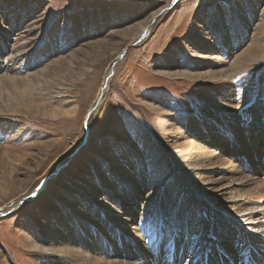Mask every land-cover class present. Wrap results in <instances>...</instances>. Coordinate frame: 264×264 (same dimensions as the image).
<instances>
[{"label": "rangeland", "instance_id": "obj_1", "mask_svg": "<svg viewBox=\"0 0 264 264\" xmlns=\"http://www.w3.org/2000/svg\"><path fill=\"white\" fill-rule=\"evenodd\" d=\"M19 43L31 63L23 74H40L33 83L42 92H19L0 69V264H63L50 250L60 224L69 234L94 225L88 218L103 216L107 200L108 208L150 213L152 193L175 179L211 201L189 216L197 204L190 196L175 224L164 214L145 217L178 233L174 255L183 253L184 223L195 220L190 233L213 244L227 238L240 264V215L256 239L245 262L264 253V218L239 214L253 200L264 213V192L255 193L264 190V174H255L264 173L256 118L264 101V0H0V57ZM112 65L102 101L87 116ZM230 83L236 108L224 106ZM257 153L261 166L236 186L239 177L227 168ZM129 217L124 230L144 222Z\"/></svg>", "mask_w": 264, "mask_h": 264}, {"label": "bare ground", "instance_id": "obj_2", "mask_svg": "<svg viewBox=\"0 0 264 264\" xmlns=\"http://www.w3.org/2000/svg\"><path fill=\"white\" fill-rule=\"evenodd\" d=\"M145 25H146V23H145ZM143 29L146 33L148 31L149 27H144ZM139 35H140V33H139ZM256 47H258V45H256ZM255 49H256V51H259V49H257V48H255ZM26 51L27 50L22 49V46L20 43H19V45L12 47L10 52H7V50H6V52H5L6 56L4 58L0 57V69H5V71H6L5 77H6L7 81H9L10 83H13L19 92L29 91L27 93H31L32 90L33 91L39 90V92L41 93L42 89H40L39 83L36 85H34V83H33L34 76L38 77L40 74L36 75L32 71L26 72V74H23L24 71H26V69L29 70V67L31 64L28 61L25 62L26 57L23 56V54ZM0 52L2 53V50H0ZM258 54H259V52H255V57ZM243 57H241L239 60H237V63L241 62L242 61L241 59ZM245 58H247V57H245ZM19 59H21V60H19ZM241 63L244 64L245 62L244 63L241 62ZM237 65H239V64H237ZM112 66L109 67L104 74V78H103V81H102L101 86H100V91H98V93H99L98 97H97V99L93 105V108L92 109L90 108V110H89L91 112L96 108V106H97L96 102H98L100 96L102 99V96H103L102 93L109 86V82L112 78L113 71H114ZM223 77L229 78L231 76L229 74H226V72H225V75H223ZM4 80H5V78H4ZM17 83H19V84H17ZM0 85H1V82H0ZM233 87H234V85L232 83H230V85L227 84V86L224 88L225 90L223 91L222 97L225 99V101H227L226 103H224V106L229 105V107L236 108V106L239 104H235L236 103L235 98H234L235 94L232 92ZM58 93H60V92H58ZM101 99L99 100V102L102 101ZM256 109L261 110L258 117H256L257 118V124L259 123L260 126L264 127V101L260 104V107H258ZM242 115H248V114L245 113ZM181 118L182 117H176L174 120L175 121L181 120ZM196 125L200 126L202 128L205 127L203 121H201V120L199 121V123H196ZM181 127L183 128V126H181ZM202 145L203 144H201L200 147H203ZM197 146H198V144L196 145V147ZM197 151H198V147H197ZM211 154H212V152H211ZM258 154L259 153L254 154V156H243V159H241L242 163H239V167H236L234 165L232 166L229 163L231 165L230 167L227 168V173L230 175L229 177H232L234 175H238V177H239V181L236 184V186H240L243 184V179L248 177L247 175H249L250 170H253L254 166H256L258 164L261 166V163H254V160H255L256 156H258ZM192 159H193V157H192ZM217 160H218V158H217ZM200 163H205V162H203V160H202ZM200 163L199 162L190 163L191 164L190 166H193V167L197 166L198 167V166L202 165ZM225 164H223V165L225 166ZM179 166H181V165L174 163V169L178 168L177 170H179ZM134 167H136V165H134ZM111 168H114V167H108L107 171L110 172ZM132 169H134V168H132ZM105 172H106V170H105ZM133 173L137 174L136 171L135 172L133 171ZM179 174H180V172H179ZM255 174L257 175L256 176V178H257L260 176V174H264V173H257L256 172ZM112 176L110 177L109 182H107L106 180L103 181L104 184H106L105 186L111 187ZM262 180H263V178H262ZM230 181H231V179H230ZM254 184L258 185L257 183H254ZM113 185H118V183H114ZM261 185H262V183H261ZM128 186L130 187V185H128ZM185 187H186V181L185 180L179 181L178 179L170 180V181L166 182L164 184V186L162 185V186L158 187V189L155 190L154 193H152V195H151L150 201H151L152 206L149 207L150 213H148L146 211L135 212V210H133L129 207H127V208L121 207L120 208V206H118V208H114L111 205V207L108 208L107 205L111 204V203L109 200H107L108 204H106V203L100 204L101 207H104L103 210L105 211V214H103V216L97 215V213H92L90 218H88L90 222L95 221L94 225L92 223H88L84 226L76 227L75 229L70 228V234H69L68 230H66V232H64V231L60 232V228L65 226V221L62 224H60L59 227L55 228L52 232V239H55V240H54V242L50 243V250L52 253H56L58 261L60 263H63V264H219L221 262V260L227 261V260H229V258H231L230 263L239 264L237 257L235 256V249L233 247H231V245L229 246V242H228L227 238H224V241H219L216 239L219 242L213 244L212 241L209 239L201 240V235L198 233H196V235H194L193 233H190V231H188V227L193 222H195V220H188V222L184 223V225H183V229H182L183 234L181 235V237H182L184 248H182L180 246L179 249H182L183 253H182L181 257H178L177 255H174L175 252L177 251L174 240L176 237H179L178 233L175 232L174 229H164L158 223L156 218H154V219L153 218H145V217H147V215H152L155 217V214H164L163 220H165L166 223L168 221H171L173 224H175L176 219L179 220V218L183 216V214L179 213V206L182 203L185 204V201L190 196H193V198H194L193 200L196 201L197 204L195 205V203H194L191 206V208L189 210V216H193L192 214H190V212L195 214V210L199 211V208L209 206L208 201H211V200H206L207 201L206 202L205 201L206 197H204L203 195H200L199 191H197V192L193 191L194 188L192 190L188 189L189 192H191V195H190V193H187V190L185 189ZM196 187H198V186H196ZM124 188L126 189L127 186H125ZM181 188H184L182 192H180ZM240 188L241 187H239V189ZM132 189L135 190V187H133ZM242 189H243V187H242ZM256 190H258V189H256ZM122 192H123V190H122ZM261 192H264V190L260 189L255 193L261 195ZM236 195L237 194H235V196ZM250 196H252V195H250ZM253 196H255V195L253 194ZM263 198H264V196H263ZM17 200L18 199H16L15 202H17ZM257 200H258V198H257ZM15 202L9 203L7 209H9L11 206H14L16 204ZM170 202H171V207L167 211H165L164 210L165 206L169 205ZM252 202L247 204L241 210H239V208H238L239 214H241V212H243V211H246L248 214H250V212L251 213L256 212V214L260 215V217H257L254 220H260L261 218L263 219L264 213L262 211H257L258 207H260V206H257V204L252 203ZM175 203L177 204V206H176V208H174V210L171 211V208ZM239 204H241V203H239ZM111 209H116V214H113L114 217L111 216V214H110ZM126 213H128L129 215L131 214L132 219H134L136 221H137V219H139V220H141V222H143V221L144 222L138 223L137 225L131 224L128 226L130 228L129 231L124 230L125 228L127 229V223L126 222H128V220L130 219L129 215L127 218ZM248 214H247V216H248ZM204 216H205V214H204ZM241 216L242 215H240V217H239V218H241V220L237 219V221L241 225H243L242 229H237V231L240 233L239 236L241 238V241H240V246H237L239 248L236 247V251L238 252L241 260H243L240 264H261L263 262L264 253L260 252V251L254 252L257 254L254 261L248 260L245 262L246 259L244 258V256L251 255V257H252L253 251L251 249H249V247L252 243H254L256 241V239H255V236L252 234L253 230L250 229V228H252L251 224H253V223L249 222L250 220L246 221V219H243L244 217H241ZM70 217H73V216L71 215ZM57 221H58V219H57ZM244 221L248 222V223H246L247 225L244 224ZM262 226H264V225H262ZM161 227H162V229H161ZM90 228H92V230L90 232H92L93 230L96 231V233L94 234V237H91L89 234ZM165 231H168V233H165ZM185 231H187V232H185ZM258 231H260V229ZM262 231H263V229H262ZM65 238L70 239V241L65 240ZM212 239H215V238H212ZM89 244H91V247H94L98 251L99 254L92 252ZM186 246H188V248H186ZM260 248L264 249V245ZM191 249H195V251L192 254L191 253L187 254L188 252H190ZM177 254H179V251ZM224 264H227V263H224Z\"/></svg>", "mask_w": 264, "mask_h": 264}, {"label": "water", "instance_id": "obj_3", "mask_svg": "<svg viewBox=\"0 0 264 264\" xmlns=\"http://www.w3.org/2000/svg\"><path fill=\"white\" fill-rule=\"evenodd\" d=\"M145 34H146V33H144V35H142V36L139 38V40H140L141 38H143V37L145 36ZM139 40H138V41H139ZM138 41H137V42H138ZM112 67H113V66H112ZM90 113H91V111H89V113L87 114V116H89Z\"/></svg>", "mask_w": 264, "mask_h": 264}]
</instances>
